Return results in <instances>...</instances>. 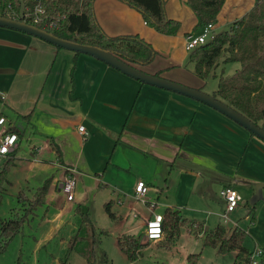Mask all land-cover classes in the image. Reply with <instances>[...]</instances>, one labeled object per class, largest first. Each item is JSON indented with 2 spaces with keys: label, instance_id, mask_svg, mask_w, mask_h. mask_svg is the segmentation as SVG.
Instances as JSON below:
<instances>
[{
  "label": "crops",
  "instance_id": "0c3cea01",
  "mask_svg": "<svg viewBox=\"0 0 264 264\" xmlns=\"http://www.w3.org/2000/svg\"><path fill=\"white\" fill-rule=\"evenodd\" d=\"M163 1L166 16L180 23L173 36L159 34L120 0H94V18L108 37L137 35L152 46L155 58L138 67L144 73L202 89L205 82L193 74L185 50V37L199 33L193 32L196 18L187 0ZM255 1L224 0L213 32L226 31ZM227 65L219 67L224 76H230ZM0 114L5 118L0 135L11 127L22 134L17 135L15 165L0 206L5 202L11 211L20 210L19 192L48 182L43 204L24 222L28 234L22 228L18 234L28 237L35 231L37 250L55 236L70 238L61 234L77 205L88 208L92 193L103 209L111 203L119 236L134 235L156 247L159 240L143 237L145 222L153 213L177 208L207 230L217 224L241 228L253 242L250 252H264V188L252 212L248 203L254 185H264V142L215 110L141 85L91 56L74 57L36 37L0 28ZM25 138L28 146L22 150ZM69 175L76 182L71 202L61 189ZM138 181L145 182L153 210L134 199ZM225 188L233 189L238 200L227 221L219 217L225 210L220 195ZM15 200L18 206L12 208ZM136 230L140 233L135 235Z\"/></svg>",
  "mask_w": 264,
  "mask_h": 264
},
{
  "label": "trees",
  "instance_id": "16d2710c",
  "mask_svg": "<svg viewBox=\"0 0 264 264\" xmlns=\"http://www.w3.org/2000/svg\"><path fill=\"white\" fill-rule=\"evenodd\" d=\"M22 1L24 14H27L34 2L33 0ZM93 1L46 0L44 6L47 15L56 23L55 28L46 29V31L61 39L106 49L118 59L137 69L152 62L156 52L139 36L108 37L103 33L94 18ZM120 1L138 11L142 19L159 34L173 36L178 32L180 23L166 16L163 0ZM223 2L224 0H187L186 3L196 18L193 32H200L207 24H214ZM19 8L20 0H0V16L2 17L18 19ZM25 19L30 22L28 18ZM37 27L41 26L37 25ZM56 49L61 50L58 47ZM73 53L74 57L80 55V53ZM223 56L224 64L234 63L239 67L230 76L220 73L217 77V88L211 96L264 130V0H256L253 8L242 18L233 22L226 31L215 33L205 45L191 51L188 63L193 65V74L205 81L210 77H216L214 71L218 67L219 59ZM155 76L160 77V73H156ZM199 90L202 91V89ZM22 119L28 120L29 116ZM5 133L22 136L21 132L14 127L8 128ZM50 146L60 158L58 147L51 140ZM15 155L16 151L13 149L4 158L0 167V204L9 185L8 175L15 165ZM47 189L46 181L37 189L25 187L19 192L17 202L21 205V209L13 211L11 216L1 224L0 237L3 247H6L19 234L27 217L33 215L35 210L43 204ZM249 209L250 212L254 210L253 207ZM104 210L109 217L115 218V214L111 212L110 202L104 205ZM74 212L80 224L78 232L80 230L84 233L89 227L94 229L86 206L79 204ZM162 216V237L157 247L171 249L179 236L180 227H185L189 233L201 239L203 246L215 249L218 254L233 253V264L251 263L252 252L243 245L246 233L241 228L230 229L217 224L213 229L204 231L202 223L183 217L177 208L165 209ZM82 240V236L77 232L70 236L66 242L65 255L58 259V264H67L69 253L76 251ZM148 245V243L140 242L139 237L134 235H121L117 238L118 249L129 262L136 260L141 255L142 249ZM187 259L194 263L196 256L190 255ZM261 264H264V254Z\"/></svg>",
  "mask_w": 264,
  "mask_h": 264
},
{
  "label": "rangeland",
  "instance_id": "374dc122",
  "mask_svg": "<svg viewBox=\"0 0 264 264\" xmlns=\"http://www.w3.org/2000/svg\"><path fill=\"white\" fill-rule=\"evenodd\" d=\"M223 59L224 56L219 59L218 67L214 71L216 77H210L204 81L205 87L202 88V91L208 95H211L212 91L217 88V77L220 75V68L226 65L223 63ZM228 65V69L231 71H228L230 75L239 67L238 64ZM228 69H225V71ZM27 146L25 138L21 143V149L26 150ZM3 161L4 159L1 160V162ZM78 187L81 189L80 183ZM86 205L94 229L92 230L88 226L89 228L85 229L84 233L80 230L78 232L80 224L76 215H73L72 220L68 221L70 223L64 228L61 236H72L77 232L83 240L78 244L76 251L69 253L67 264H233L232 253L218 254L215 249L203 246L201 239L189 233L185 227H180L179 236L171 249L166 250L148 245L142 249L141 255L136 260L129 262L117 246V238L121 233L117 220L109 217L98 199H92V193L89 194ZM17 206L15 200L11 207L15 208ZM13 210L11 211L10 207L4 202L3 206H0V214L3 215L4 213L5 217H0H4V219L10 217ZM129 225H132V223H129ZM68 229H70V232H68ZM25 230L26 225H23L22 232L28 234V231ZM136 231L134 234L140 233V230ZM31 234L32 236L28 237L16 236L6 247H3L0 239V264H58V259L63 258L65 255L66 242L69 237L63 241L59 239V236H55L54 239L48 240L45 245L37 250L36 240L34 239L35 231ZM246 237L244 244L246 249L250 251L253 249V242L249 237ZM190 255L196 256L194 263L188 261L187 258ZM88 260H90V263H88Z\"/></svg>",
  "mask_w": 264,
  "mask_h": 264
},
{
  "label": "water",
  "instance_id": "95a60500",
  "mask_svg": "<svg viewBox=\"0 0 264 264\" xmlns=\"http://www.w3.org/2000/svg\"><path fill=\"white\" fill-rule=\"evenodd\" d=\"M23 19H24V3L22 0H20L18 19H12L8 17L0 16V28H6L9 30L18 31L36 37L40 40H43L55 47L67 51L91 56L99 60L100 62L110 66L111 68L121 72L122 74L136 81H139L140 83L161 90H165L192 99L196 102H199L215 110L216 112L224 115L225 117L232 120L234 123H236L243 129H245L247 132L253 134L255 137H257L258 139L264 142V130H262L260 127L250 122L242 114L235 111L233 108L215 99L211 95H208L196 88H191L170 80H166L162 77H157L155 75L144 73L143 71L118 59L116 56H114L106 49L58 38L45 30H42L38 27L25 23ZM254 188H255V192L248 201L251 207L262 199L261 192L262 189L264 188V185L255 184ZM204 231H207V228H204Z\"/></svg>",
  "mask_w": 264,
  "mask_h": 264
},
{
  "label": "built area",
  "instance_id": "2783aa9c",
  "mask_svg": "<svg viewBox=\"0 0 264 264\" xmlns=\"http://www.w3.org/2000/svg\"><path fill=\"white\" fill-rule=\"evenodd\" d=\"M34 4L31 9L27 11V14H24L23 21L29 25L37 27L40 25V29H53L56 27V23L52 21L48 15L47 10L44 6L46 0H33ZM25 18H28L30 22H27ZM39 28V27H38ZM215 33L213 32V24H207L200 32L196 35H188L185 37V50L191 52L196 48H199L205 45L209 40L214 37ZM0 128L5 123V119L0 117ZM79 132H83V127L78 128ZM12 137H15L14 141L9 144L8 140ZM18 142V136L14 133H5L2 132L0 135V148H7V152L0 153V162L4 159L7 154H9L16 146ZM73 172V170H69ZM75 179L72 176H67L62 182V193L65 196V199L69 202L74 200L75 193ZM148 188L143 181H138L134 189V199L141 202L142 204H148L149 209L153 210L155 207L154 202H148L146 200ZM221 197L225 201V210L219 215V217L227 221L229 220L228 215L235 210L238 206L237 194L231 188H225L220 192ZM162 222L163 216L161 214L153 213L144 225L143 237L146 241L160 240L162 237ZM264 252L260 249H256L252 252L251 263L250 264H261V258Z\"/></svg>",
  "mask_w": 264,
  "mask_h": 264
},
{
  "label": "clouds",
  "instance_id": "9594fccd",
  "mask_svg": "<svg viewBox=\"0 0 264 264\" xmlns=\"http://www.w3.org/2000/svg\"><path fill=\"white\" fill-rule=\"evenodd\" d=\"M2 123V121H0ZM15 137H12L11 139L8 140V143L11 144L14 141ZM7 152V148H0V153Z\"/></svg>",
  "mask_w": 264,
  "mask_h": 264
}]
</instances>
